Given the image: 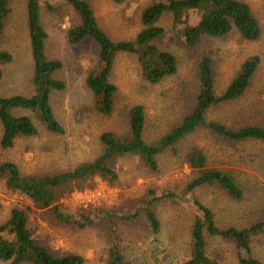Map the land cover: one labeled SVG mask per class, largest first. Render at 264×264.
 I'll return each instance as SVG.
<instances>
[{
    "label": "rangeland",
    "instance_id": "rangeland-1",
    "mask_svg": "<svg viewBox=\"0 0 264 264\" xmlns=\"http://www.w3.org/2000/svg\"><path fill=\"white\" fill-rule=\"evenodd\" d=\"M151 0H88L99 26L112 39H131L141 28L139 14ZM256 17L260 33L246 40L232 28L222 36H201L185 44L172 26L171 14L165 11L157 23L162 33L151 40L170 51L176 60L174 74L149 82L140 71L134 53L115 54L109 80L115 84L113 107L104 114L94 107V98L85 84V76L98 67L97 45L88 36L78 43L66 40V28L77 22V15L63 0H50L49 10L38 0L40 22L46 32L44 52L47 58L61 62L52 76L65 83L62 90L50 95V105L63 127L62 133L43 129L28 109H13L14 114H27L36 126L32 135H18L9 147H0V161L14 162L22 174H52L70 170L80 162L92 161L103 148L99 138L110 131L122 138L128 135L127 111L135 103L144 108L143 139L151 143L174 126L193 105L197 90L196 62L201 54L211 59L213 92L219 93L231 75L248 55L256 54L259 62L245 91L231 100L211 105L204 112L214 119L237 127L243 124L264 126V0H244ZM193 22L197 13L189 11ZM0 50L10 59L0 63V94L30 95L32 60L25 21V0H10L9 10L0 34ZM196 146L206 156V167L227 172L242 188V196L233 199L214 184H203L186 191V183L198 173L189 166L186 153ZM157 153L156 169H150L138 154H114L107 164L116 178L97 174L77 178L56 188L53 203L61 211L80 219L89 214L91 223L77 227L57 219L50 208H34L27 197L8 189L0 179V221L10 208H23L31 236L50 253L60 256L76 253L81 264H105L108 248L107 223L112 222L118 235L123 257L142 264H178L189 255V230L194 216L195 197L211 208L218 226H245L264 216V142L253 139L231 141L203 127L184 134L174 144ZM97 190L90 200L74 195L75 190ZM174 193V199H159L151 204L159 221L156 232L149 229L142 205L147 191ZM137 211L134 218L121 215ZM205 251L219 264H238L235 246L228 238L205 235ZM253 256L264 262V238L250 236ZM1 260L0 264H8ZM18 264H27L20 262Z\"/></svg>",
    "mask_w": 264,
    "mask_h": 264
},
{
    "label": "trees",
    "instance_id": "trees-1",
    "mask_svg": "<svg viewBox=\"0 0 264 264\" xmlns=\"http://www.w3.org/2000/svg\"><path fill=\"white\" fill-rule=\"evenodd\" d=\"M77 15V22L70 24L65 31L70 44L78 43L84 37H90L97 45L98 67L85 76V84L94 98V107L100 113L108 114L113 107V96L116 86L109 80L114 56L117 52H128L136 55L140 71L149 82H157L176 71L175 56L168 50L151 43L158 37L163 28L157 23L159 17L168 11L171 14L172 26L177 36L188 45L195 43L201 36L217 37L236 29L240 37L253 40L259 36L258 21L249 5L244 0H151L140 11L141 28L131 39L112 40L99 26L88 0H63ZM120 2L122 0H113ZM10 0H0V34L3 22L9 10ZM49 10L55 7L50 0H43ZM189 11L197 13L192 22ZM25 21L32 60L30 95L14 93L0 94V147L13 144L18 135H32L36 132L32 118L27 114H14L13 109L31 111L43 129L51 133H62L63 127L55 117L50 105V95L54 90H62L65 83L52 76L59 69L61 62L57 58H47L44 52L46 32L40 22L38 0H25ZM10 59V53L0 50V63ZM259 62L256 54L246 56L236 71L231 75L219 93L213 92V70L211 59L201 54L196 62L197 90L193 105L181 119L157 140L148 143L142 137L144 128V108L140 103L131 105L127 111L128 135L119 138L110 131H104L99 138L103 144L102 151L92 160L80 162L70 170L52 174H22L17 165L10 160L0 161V179L8 189L14 190L29 199L37 209L50 208L53 215L66 223L83 227L91 223L89 214L80 213V219L64 213L53 203L56 188L64 186L77 178L97 174L102 178L115 179L116 172L107 164L114 154H138L150 168L156 169V154L170 148L174 151L176 141L197 127H203L222 138L235 141L253 139L264 142V126L243 124L231 127L219 120L206 119L204 112L211 105L225 102L242 94L248 86ZM1 76V71H0ZM189 166L198 170L185 185L189 191L203 184H214L227 196L239 199L242 188L227 172L206 167V156L199 147L192 146L186 153ZM149 197L142 205V213L149 229L156 232L159 221L151 204L159 199H174L171 191L156 194L147 191ZM197 214L189 230V255L178 264H219L205 251V235H218L228 238L235 246L238 264H264L253 256L250 247V236L261 234L264 238V216L249 222L245 226H218L210 207L191 197ZM23 208L12 207L7 217L0 221V259L8 264H81L83 258L76 253L54 255L30 234ZM137 216V211L121 215L129 219ZM108 248L105 264H142L130 262L123 257L119 247L118 235L112 222L107 223Z\"/></svg>",
    "mask_w": 264,
    "mask_h": 264
},
{
    "label": "built area",
    "instance_id": "built-area-1",
    "mask_svg": "<svg viewBox=\"0 0 264 264\" xmlns=\"http://www.w3.org/2000/svg\"><path fill=\"white\" fill-rule=\"evenodd\" d=\"M95 193H98L97 190H87V189H83V190H75L74 191V195L82 198V199H85V200H90L92 197H93V194Z\"/></svg>",
    "mask_w": 264,
    "mask_h": 264
}]
</instances>
